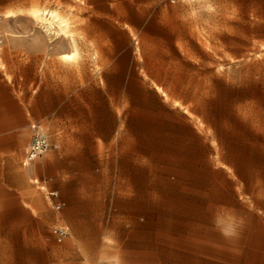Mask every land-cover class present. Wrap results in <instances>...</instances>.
Instances as JSON below:
<instances>
[{"label":"rangeland","instance_id":"rangeland-1","mask_svg":"<svg viewBox=\"0 0 264 264\" xmlns=\"http://www.w3.org/2000/svg\"><path fill=\"white\" fill-rule=\"evenodd\" d=\"M34 8L70 19L78 60ZM106 43L173 90L154 161L118 146ZM2 80L20 98L0 97V264H264V0H0ZM38 124L52 149L29 169Z\"/></svg>","mask_w":264,"mask_h":264},{"label":"crops","instance_id":"crops-1","mask_svg":"<svg viewBox=\"0 0 264 264\" xmlns=\"http://www.w3.org/2000/svg\"><path fill=\"white\" fill-rule=\"evenodd\" d=\"M106 46L110 52L105 54L104 60L110 63L109 71H107L110 77L107 78L103 91L110 99V112L115 114L117 118L118 146H122V154L128 160L135 162L154 161L156 155L164 152V148L168 146L169 139L172 136L173 116L175 113L178 114V107L170 99V96L173 97L174 95L173 90L158 73L159 68L148 66L144 60L137 56L136 52H133L134 56L125 64L122 58L125 53L124 48L119 49L114 43H106ZM39 69L40 65L37 63L38 83L40 78ZM44 82L43 79L42 84ZM31 83L30 80H27V85ZM1 85L4 87V92L3 94L0 93V97L8 95L10 101L13 98H20V95L17 91H14L10 83L2 80L0 81ZM25 92L27 93L26 96H31L29 89L21 90V94ZM16 109L27 122L28 108L19 105ZM36 115V118L42 120L52 117V114H47V116L45 112L40 111H37ZM67 121L71 123L70 116ZM72 121L75 122V118H72ZM178 122L180 125L183 124L180 116ZM184 125L188 126V121ZM37 126L45 130L41 124ZM47 135L49 137L48 133ZM28 147L25 151L23 166ZM31 166L26 168L30 169ZM34 182L39 181L35 180Z\"/></svg>","mask_w":264,"mask_h":264},{"label":"bare ground","instance_id":"bare-ground-1","mask_svg":"<svg viewBox=\"0 0 264 264\" xmlns=\"http://www.w3.org/2000/svg\"><path fill=\"white\" fill-rule=\"evenodd\" d=\"M29 16L44 25L50 34L54 33L59 37L68 39L73 51L69 54L61 55V59L66 62H75L80 57L79 45L75 34L71 28L70 19L56 10L47 8H34L28 11ZM16 12H9L7 18L16 17ZM39 172V169L36 170Z\"/></svg>","mask_w":264,"mask_h":264},{"label":"built area","instance_id":"built-area-1","mask_svg":"<svg viewBox=\"0 0 264 264\" xmlns=\"http://www.w3.org/2000/svg\"><path fill=\"white\" fill-rule=\"evenodd\" d=\"M179 0H170L172 4L178 3ZM52 145L46 131L40 126L34 128V135L28 147L24 166L28 167L36 163L39 159L50 152ZM52 197H56L57 193H52ZM64 204L59 203L55 206L56 211H61ZM53 235L58 243H63L70 235L69 228L66 226L56 227L53 229Z\"/></svg>","mask_w":264,"mask_h":264}]
</instances>
